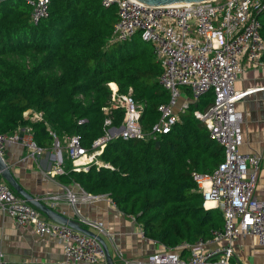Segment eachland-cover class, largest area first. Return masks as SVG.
I'll use <instances>...</instances> for the list:
<instances>
[{
	"label": "trees",
	"instance_id": "trees-1",
	"mask_svg": "<svg viewBox=\"0 0 264 264\" xmlns=\"http://www.w3.org/2000/svg\"><path fill=\"white\" fill-rule=\"evenodd\" d=\"M102 1L51 0L49 16L35 25L25 0H0V133L29 127L42 147L53 146L51 130L60 139L80 134L91 149L105 135L107 118L112 126L123 122V109L104 110L110 106V83L121 93L132 89L143 106L145 131L159 120V106L170 95L159 83L163 68L153 46L140 31L111 43L118 7ZM259 17L264 37V12ZM214 98L210 91L193 100L168 133L110 140L100 159L112 167L93 164L71 174L87 192L108 195L135 217L145 236L167 248L210 237L223 226V213L205 208L192 174H211L225 158L224 147L194 115ZM35 111L43 112V119L32 120Z\"/></svg>",
	"mask_w": 264,
	"mask_h": 264
},
{
	"label": "built area",
	"instance_id": "built-area-1",
	"mask_svg": "<svg viewBox=\"0 0 264 264\" xmlns=\"http://www.w3.org/2000/svg\"><path fill=\"white\" fill-rule=\"evenodd\" d=\"M25 2L32 7L35 25L49 16L51 0ZM102 3L105 7L113 4L118 7L111 43L124 42L140 31L143 40L152 44L156 60L163 68L159 83L170 98L159 106L161 116L146 132L141 124L143 106L135 100L132 89L121 93L115 83H110V106L104 110L109 114L111 108L123 109L122 125L112 126V119L107 118L105 135L96 139L91 149L82 144L80 134L60 139L51 130L56 172H63V149L74 171H87L93 164L112 167L100 159L110 140L116 137L146 139L168 133L190 106V101H181L183 87L190 90L194 101L213 92L214 102L204 111L194 110V115L205 124L210 137L224 147L225 158L213 173L193 172L192 175L205 208L222 211L223 226L214 228L208 238L201 237L193 243L185 241L175 248L165 246L145 259L122 260L123 264H237L232 261L237 239L253 236L259 245H264V200L256 195L263 156L258 152L241 151L244 115L237 108L238 102L262 88H236L240 74L248 68L264 66V37L259 17L264 12V0H204L166 5H150L139 0H103ZM30 113L26 112L25 116ZM31 118L41 120L43 112L35 111ZM26 129L25 132L19 128L0 133L2 156L5 147L12 143L24 145L34 159L45 152L35 141L31 129ZM91 196L85 193L81 199L86 201ZM67 197L82 226L114 240L102 222L82 214L76 206L79 200L76 194L69 191ZM0 211L20 225L32 226L42 237L57 238L65 256L60 264H108L104 247L97 238L49 219L16 193L1 173ZM182 250L187 251L186 256L182 255ZM0 264L10 263L0 254Z\"/></svg>",
	"mask_w": 264,
	"mask_h": 264
},
{
	"label": "crops",
	"instance_id": "crops-1",
	"mask_svg": "<svg viewBox=\"0 0 264 264\" xmlns=\"http://www.w3.org/2000/svg\"><path fill=\"white\" fill-rule=\"evenodd\" d=\"M236 88L239 90L262 88L249 94L237 104L243 112L242 124L244 143L243 152H258L263 161L259 172L256 195L264 200V66L248 68L238 76ZM181 101L193 102L188 89L182 88ZM27 127H22L25 132ZM45 152L37 159L29 156L28 148L20 143L8 144L3 157L10 165L22 186L42 202L65 216L79 220L74 205L68 200L71 191L79 198L76 206L82 214L100 221L111 235L105 239L116 264H123L122 258L145 259L149 254L163 250L165 245L145 236L142 227L134 216L124 214L108 195H94L87 192L71 174L73 165L56 172L57 158L52 147H44ZM67 160H70L67 156ZM78 172V171H76ZM87 194L92 196L83 200ZM53 196H59L54 199ZM235 263L264 264V245H259L255 237L248 236L235 241ZM0 254L10 264H60L65 260L61 242L52 236L38 235L32 226L20 225L9 215L0 211Z\"/></svg>",
	"mask_w": 264,
	"mask_h": 264
},
{
	"label": "water",
	"instance_id": "water-1",
	"mask_svg": "<svg viewBox=\"0 0 264 264\" xmlns=\"http://www.w3.org/2000/svg\"><path fill=\"white\" fill-rule=\"evenodd\" d=\"M139 1L150 5H166V4H174V3L199 2L204 0H139ZM157 145L158 146L160 145L159 141H157ZM0 173L2 177L10 183V185L12 186V188L15 190L16 193H18L23 199L27 200L28 202L39 208L49 219L61 224L69 225L70 227L78 231H81L87 235L97 238L104 247L108 264H116L110 252L108 244L100 234H97L94 231L82 226L80 221L74 218H70L69 216H65L60 212L54 210L48 204L42 202L40 198H37L34 195H32L30 192H28L22 186V184L17 180L10 165L6 162V160L1 154H0Z\"/></svg>",
	"mask_w": 264,
	"mask_h": 264
},
{
	"label": "rangeland",
	"instance_id": "rangeland-1",
	"mask_svg": "<svg viewBox=\"0 0 264 264\" xmlns=\"http://www.w3.org/2000/svg\"><path fill=\"white\" fill-rule=\"evenodd\" d=\"M146 132H149V131H146ZM63 152H64V158H65L63 166L66 167V166L70 165V162L72 163V161L71 160H67L66 153H65L64 149H63Z\"/></svg>",
	"mask_w": 264,
	"mask_h": 264
},
{
	"label": "bare ground",
	"instance_id": "bare-ground-1",
	"mask_svg": "<svg viewBox=\"0 0 264 264\" xmlns=\"http://www.w3.org/2000/svg\"><path fill=\"white\" fill-rule=\"evenodd\" d=\"M209 204H212V203H209Z\"/></svg>",
	"mask_w": 264,
	"mask_h": 264
}]
</instances>
